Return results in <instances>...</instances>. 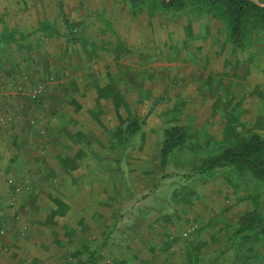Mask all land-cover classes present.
Here are the masks:
<instances>
[{
  "label": "rangeland",
  "instance_id": "obj_1",
  "mask_svg": "<svg viewBox=\"0 0 264 264\" xmlns=\"http://www.w3.org/2000/svg\"><path fill=\"white\" fill-rule=\"evenodd\" d=\"M227 32L197 2L0 0V264H264V182L201 169L264 137V29Z\"/></svg>",
  "mask_w": 264,
  "mask_h": 264
},
{
  "label": "trees",
  "instance_id": "obj_2",
  "mask_svg": "<svg viewBox=\"0 0 264 264\" xmlns=\"http://www.w3.org/2000/svg\"><path fill=\"white\" fill-rule=\"evenodd\" d=\"M140 1L145 0H133L135 3ZM191 2L200 3L217 11L218 16L228 26L227 37L229 42L237 48L242 47L244 43V31L248 21H253L264 29V5L256 4L252 0H159V4L163 8L176 11L183 10ZM138 130V121L136 119L131 120L125 128V137L119 141L122 149L126 147L127 141ZM186 137L185 130L180 126L171 127L165 131L160 150L162 165L166 163L167 158L176 148L183 145ZM228 166H234L249 173L253 179L264 182V137L252 134L245 140L226 147L218 155L205 160L201 165V169L211 171ZM258 221L259 215L257 213H246L241 216L239 224L243 226V229H255L264 235V223L260 224ZM244 237L250 239V236ZM94 257L93 252H89L87 259L77 264H94L96 261Z\"/></svg>",
  "mask_w": 264,
  "mask_h": 264
},
{
  "label": "built area",
  "instance_id": "obj_3",
  "mask_svg": "<svg viewBox=\"0 0 264 264\" xmlns=\"http://www.w3.org/2000/svg\"><path fill=\"white\" fill-rule=\"evenodd\" d=\"M15 191L16 192H19V189L18 188H16L15 189ZM196 229V226H193L192 228H191V231H193V230H195ZM184 235V237L187 235V233L186 234H183Z\"/></svg>",
  "mask_w": 264,
  "mask_h": 264
},
{
  "label": "crops",
  "instance_id": "obj_4",
  "mask_svg": "<svg viewBox=\"0 0 264 264\" xmlns=\"http://www.w3.org/2000/svg\"><path fill=\"white\" fill-rule=\"evenodd\" d=\"M158 241H160V240H158Z\"/></svg>",
  "mask_w": 264,
  "mask_h": 264
}]
</instances>
